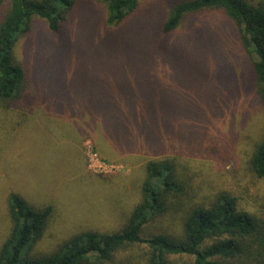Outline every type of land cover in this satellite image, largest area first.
<instances>
[{
  "label": "rangeland",
  "instance_id": "obj_1",
  "mask_svg": "<svg viewBox=\"0 0 264 264\" xmlns=\"http://www.w3.org/2000/svg\"><path fill=\"white\" fill-rule=\"evenodd\" d=\"M182 1L141 0L117 28L107 26L106 8L94 0H77L59 32L34 18L15 48L22 92L0 101V248L12 193L37 210L53 208L34 255L52 254L83 232L121 231L141 199L145 164L155 159L176 165L185 190L168 196L144 237L182 239L184 210L220 191L242 209H263L264 178L249 168V154L264 135V116L239 32L224 10L212 8L164 34ZM132 107L146 114L137 128L135 121L133 140L115 124L123 119L118 110ZM105 126L98 153L95 130L103 134ZM83 136L81 155L70 152V138L74 147ZM148 255L146 244L128 245L104 264H149Z\"/></svg>",
  "mask_w": 264,
  "mask_h": 264
},
{
  "label": "trees",
  "instance_id": "obj_2",
  "mask_svg": "<svg viewBox=\"0 0 264 264\" xmlns=\"http://www.w3.org/2000/svg\"><path fill=\"white\" fill-rule=\"evenodd\" d=\"M94 1L105 6L109 28L121 26L141 4V0ZM76 6L77 0H0L3 15L0 17V101L8 103L22 92L25 72L16 61L15 48L18 40L30 31L34 18L44 19L52 32H59ZM212 8L224 10L237 27L264 116V5L249 0H183L172 7L162 31L170 34L187 15ZM140 110L138 114L133 107L128 111L118 110L123 119L115 124L126 134L131 133L132 140L135 121L136 128L139 119L146 121L145 112ZM80 113L70 110L75 116ZM108 135L106 126L103 134L95 130L96 152L101 153L99 144L105 145ZM84 138L75 142L74 147L71 141L75 140L70 138V152L81 155ZM249 168L264 178V135L249 154ZM145 170L141 199L121 231L83 232L47 255H34L32 248L43 237L53 208L37 210L20 195L10 194L9 231L1 244L0 264H104L119 250L134 244L148 246L149 264H172L174 255L191 257L190 264H264V207L255 212L242 209L239 199L225 191L217 192L208 204L184 210L182 239L163 234L144 237L145 226L166 212L168 196L176 198L185 190L184 179L171 161L149 160Z\"/></svg>",
  "mask_w": 264,
  "mask_h": 264
}]
</instances>
